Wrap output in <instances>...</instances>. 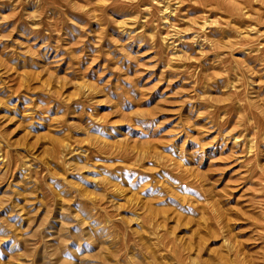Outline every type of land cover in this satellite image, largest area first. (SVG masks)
I'll list each match as a JSON object with an SVG mask.
<instances>
[{
    "label": "rangeland",
    "instance_id": "374dc122",
    "mask_svg": "<svg viewBox=\"0 0 264 264\" xmlns=\"http://www.w3.org/2000/svg\"><path fill=\"white\" fill-rule=\"evenodd\" d=\"M0 264H264V0H0Z\"/></svg>",
    "mask_w": 264,
    "mask_h": 264
}]
</instances>
